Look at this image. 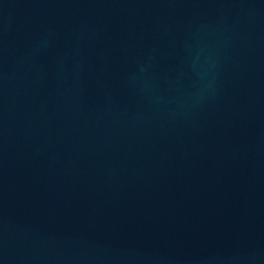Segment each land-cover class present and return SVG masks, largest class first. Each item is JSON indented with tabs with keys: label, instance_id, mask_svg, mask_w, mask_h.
<instances>
[{
	"label": "water",
	"instance_id": "95a60500",
	"mask_svg": "<svg viewBox=\"0 0 264 264\" xmlns=\"http://www.w3.org/2000/svg\"><path fill=\"white\" fill-rule=\"evenodd\" d=\"M0 264H264V0H0Z\"/></svg>",
	"mask_w": 264,
	"mask_h": 264
}]
</instances>
